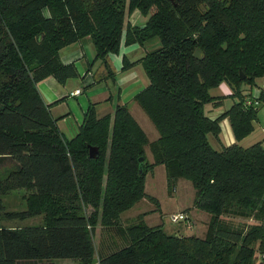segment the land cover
<instances>
[{"label": "trees", "instance_id": "16d2710c", "mask_svg": "<svg viewBox=\"0 0 264 264\" xmlns=\"http://www.w3.org/2000/svg\"><path fill=\"white\" fill-rule=\"evenodd\" d=\"M133 11L142 24L127 22ZM85 38L98 63L93 84L109 87L111 56L122 46L159 41L136 62L122 58V69L139 64L148 78L133 101L155 127V142L119 103L102 117L97 104L89 105L71 139L59 132L37 86L78 77L60 55ZM197 49L201 60L193 56ZM255 78H264V0H0V196L29 193L25 211L3 218L44 221L15 229L0 220V264H264L262 143L216 151L207 139L218 135L223 116L236 140L252 131L264 90L251 100L238 88ZM223 82L239 99L210 119L203 107L221 104L209 90ZM89 148L97 149L94 159ZM155 166L165 168L169 188L191 182L193 207L211 216L204 238L168 235L141 218L119 223L145 197L144 176ZM98 226L109 238L96 250Z\"/></svg>", "mask_w": 264, "mask_h": 264}, {"label": "rangeland", "instance_id": "374dc122", "mask_svg": "<svg viewBox=\"0 0 264 264\" xmlns=\"http://www.w3.org/2000/svg\"><path fill=\"white\" fill-rule=\"evenodd\" d=\"M44 15L46 16L48 13L45 11ZM135 16L136 11L130 13L127 22L132 21ZM140 24H142V21H139L137 25ZM157 43L158 46H160L159 41L157 39H153L146 42L142 47L138 48V46H136L138 49H136V51L133 53L128 54V58L133 59L138 56H143L148 52L154 51L157 48ZM128 79L141 80L145 86H147L149 83L141 65L138 64L127 69H120V67H117L115 71V81L108 82L111 84L109 88L113 95L115 104L117 103L116 100L120 94L119 90L123 89L124 93L128 90L129 86H126ZM66 84L67 89H70L71 87L73 88L75 86L82 85L83 82L80 78L76 77L67 80ZM83 90H86V87H83ZM238 90L239 93L245 97V99L256 100L258 98L259 92L264 90V78H255L252 84L243 83L239 86ZM209 95L212 98L219 99L221 102L218 107H213L211 103L204 105V113L210 119H216L220 117L239 99L235 95V90L225 82L211 88L209 90ZM79 98L83 100L85 98V93L78 97L77 100ZM128 100H131V102L127 104L131 116L143 130L149 143L155 142L158 139V133L155 127L145 115V113L140 109L137 103L133 101L132 97L128 98ZM72 102L75 104L77 103L76 101ZM118 103L120 105V101H118ZM110 106L111 105L105 107L106 112L104 114L97 113V115H107L108 113L109 115H112L113 110ZM98 112H100V110H98ZM56 126L59 132L68 138L70 132L75 128L76 123L72 120H65L64 123H61L60 121L56 122ZM219 127L220 131L217 136L213 135L212 133H209L207 136L210 146L216 151H221L223 147L235 144L242 148H248L259 142L262 143L264 148V132H262V129H264V107L262 106H258L256 118L252 122V131L240 140H236L234 138L227 116H223L220 119ZM145 156L148 163H152V155L148 147L145 149ZM5 176L6 173H0V180H3ZM144 193L145 197L141 198L135 205L119 216V223L121 225H134L138 222V219L141 218L143 224L146 227H160L168 235H181L185 237L195 236L201 239L205 237L207 225L210 222L211 216L193 207L194 189L190 181L179 179L172 188H169L165 168L163 166H155L144 176ZM28 194L29 193L26 190H17L0 196V204L2 206V209L0 210V220L4 227L21 229L25 227H38L44 223L42 215L28 218L24 221H8L3 218V212L25 211L27 208L26 197ZM91 211V208H86L85 214L90 216ZM180 213L186 214L187 217L192 221L193 224L190 229L186 228L182 223L174 224L171 222V217ZM234 221L236 223L240 222V220ZM105 237L107 239L109 238L108 235H104V233L101 232L100 226H98L96 228V233L94 232L93 238V243L96 250L100 249L101 247L104 248L103 245L105 246ZM113 241H116L114 236ZM66 262L75 264L70 260H54L53 264H62Z\"/></svg>", "mask_w": 264, "mask_h": 264}, {"label": "crops", "instance_id": "0c3cea01", "mask_svg": "<svg viewBox=\"0 0 264 264\" xmlns=\"http://www.w3.org/2000/svg\"><path fill=\"white\" fill-rule=\"evenodd\" d=\"M139 21H141L140 14L138 11H136L135 18L132 21H129L128 23L131 26H134L137 25ZM136 46L137 45H132L129 47L122 46L121 50L117 55L111 56L110 60L115 71L117 67H120V69H122L123 57H126L129 62L133 63L145 56V55L138 56L133 59L128 58V54L133 53L134 51H136V49L139 48V46L138 48ZM156 47H157L156 49L160 47L158 46V43L156 44ZM94 58L95 55H94L93 46L91 42L88 40V38H85L80 42L76 43L75 45L63 50L60 55V59L62 63L74 64L78 72L77 78H80L83 84L80 86H75L73 88L71 87L70 89H67V84H66L67 80L65 81L64 84L61 85L54 79L49 78L39 83L37 86V89L44 103L46 105H51L49 107L50 114L54 119L58 120L57 122L60 121L61 123H64L65 120L66 121L72 120L73 122L76 123L75 128L68 135L69 137L66 138L64 136L66 139H71L76 135L78 128L82 122L83 115L86 112V109L88 108L89 105L97 104V113L104 114L106 112L105 110L106 106L111 105L110 107L112 108V110H114L115 105L118 104V101H120V105L125 104L127 106V104L131 102V100H128V98L132 97L133 99V97L139 91H141L143 88L146 87L141 80L128 79L126 82L127 83L126 86H129L128 90L125 93L123 89L119 90L121 95L120 94L118 95L116 100L117 103L115 104L113 95L108 85L102 84L96 86L93 84L92 73L98 65V63L93 64ZM83 87H86V90H83ZM77 90L80 91V94L72 95ZM83 93H85V98L83 100H81V98L77 100V98L80 97ZM72 101H76L77 103L75 104ZM55 102L57 103L54 104ZM98 110H100V112H98ZM102 116L105 115H100L99 117ZM262 132H264V129H262ZM62 264H70V263L66 262Z\"/></svg>", "mask_w": 264, "mask_h": 264}, {"label": "built area", "instance_id": "2783aa9c", "mask_svg": "<svg viewBox=\"0 0 264 264\" xmlns=\"http://www.w3.org/2000/svg\"><path fill=\"white\" fill-rule=\"evenodd\" d=\"M80 94V91L79 90H77V91H75L72 95H79ZM252 103H251V101L250 100H247L246 102H245V105L246 106H250ZM256 104V103H255ZM171 222L172 223H174V224H179V223H182V224H184V226L186 227V228H188V229H190L191 227H192V221L187 217V215L186 214H184V213H180V214H178V215H173L172 217H171Z\"/></svg>", "mask_w": 264, "mask_h": 264}, {"label": "water", "instance_id": "95a60500", "mask_svg": "<svg viewBox=\"0 0 264 264\" xmlns=\"http://www.w3.org/2000/svg\"><path fill=\"white\" fill-rule=\"evenodd\" d=\"M169 2L173 3V0H169ZM141 28H144V26H142ZM194 58L197 59V60H201L202 59V53L199 49H197L195 52H194ZM240 79H244V76L240 73ZM97 155V149L96 148H89V157L91 159H94ZM143 162V158H140L139 159V163H142ZM139 175L142 174V165H140L139 167V171H138Z\"/></svg>", "mask_w": 264, "mask_h": 264}]
</instances>
